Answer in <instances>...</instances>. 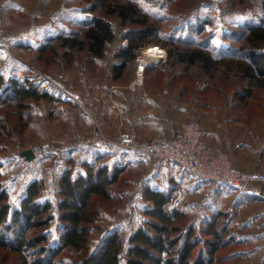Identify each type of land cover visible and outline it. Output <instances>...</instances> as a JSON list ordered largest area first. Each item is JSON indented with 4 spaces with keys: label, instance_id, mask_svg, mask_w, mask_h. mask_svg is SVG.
I'll use <instances>...</instances> for the list:
<instances>
[{
    "label": "rangeland",
    "instance_id": "1",
    "mask_svg": "<svg viewBox=\"0 0 264 264\" xmlns=\"http://www.w3.org/2000/svg\"><path fill=\"white\" fill-rule=\"evenodd\" d=\"M116 1L134 3L139 10L137 15L146 17L148 23L158 29L157 35L136 49L135 57L128 63L133 69L120 78L114 77L112 68L119 61L115 56L118 49L128 45V40L120 34L130 25L128 21L122 22L111 16L116 34L106 44L102 56L92 55L86 47H70L63 45L61 40L52 39L59 34L73 37L74 31L78 30L76 40L81 41L85 22L90 16L102 13L105 5L113 6ZM92 3L98 4V10L86 12V7ZM70 11L73 14L69 16ZM249 23L264 24L263 0H0V72L6 76L11 73L26 76L52 95L51 99H27V107L15 103L0 107V179L9 191L11 201L15 202L23 186L33 179H43V187L49 188L53 177L62 169L78 170L77 162L93 159L96 147L101 149L106 137L115 139L111 142L116 145L115 141L123 132L119 130L121 126H110L112 132H104L103 124L96 115L92 116V92L89 90L95 87L99 94L106 85L107 98L115 108L114 91L118 88L114 85L132 87L130 83L137 78L139 57L149 46L164 48L166 57L162 63L146 67L141 83L146 76L152 75L148 72L149 67L161 66L173 69V73L182 72L175 85L178 94L183 83L189 85L186 93L193 98L209 85L207 100L222 103L227 113L233 114V127L239 130L234 143L244 142L240 156H245V165L252 169L256 161L255 169L264 171V156L260 154L264 146V87L250 85L248 79L239 78L236 62H244V59L236 49L242 42L231 37L233 31L242 30V26ZM45 42L49 46L40 51L39 45ZM191 49H200L208 55L216 68L205 72L197 60L188 65L175 61L177 51ZM167 77L170 80L171 76ZM246 89L250 92L244 99L246 102L237 107L230 105V101L235 103L238 94ZM226 115L225 112L222 117ZM184 117L189 119L186 123H207L195 111L185 112ZM28 148L35 153L30 160L21 155ZM87 148L92 149L91 154H87ZM126 157H123L124 162ZM140 158L126 163V169L111 188L109 199L93 201V210L98 212L88 230L91 247L115 226L133 230L142 216L143 207L149 203L145 189L148 186L154 188L156 184L160 186L157 189H161L165 184L150 179L152 169L156 170V159ZM167 187L173 186L168 184ZM221 192L217 183L197 188L191 185L176 187L170 204L185 213L187 218L181 220L184 226L192 223L198 227L200 222L204 224L214 215L216 199ZM47 194L49 192L44 191V196ZM79 254L74 248H65L55 257L54 264H71ZM25 259L24 253H0V264L20 263ZM27 259L29 261L30 257Z\"/></svg>",
    "mask_w": 264,
    "mask_h": 264
},
{
    "label": "trees",
    "instance_id": "2",
    "mask_svg": "<svg viewBox=\"0 0 264 264\" xmlns=\"http://www.w3.org/2000/svg\"><path fill=\"white\" fill-rule=\"evenodd\" d=\"M98 8L97 3H92L85 11L90 13ZM138 11L130 1H116L113 6L105 5L102 13L90 16L85 22L81 41L76 40L78 30L74 31L73 37L59 34L52 39L61 40L63 45L70 47H86L92 55L102 56L106 44L116 34L111 16L122 22L128 21L130 25L120 31L128 45L118 49L115 56L119 61L112 68L114 77L120 78L133 69L128 67V63L135 57L136 49L157 35V27L149 24L146 17H139ZM242 28L231 33L234 40L242 42L236 51L244 59V62H236L235 70L239 78L248 79L250 85L264 87V24L249 23ZM202 45L207 47L204 43ZM48 46L49 43L45 42L38 49L43 51ZM196 60L205 72L216 68L200 49L177 51L175 56V61L186 65ZM148 72L153 73L157 81L170 75V83L174 87L182 75V72L173 73V69L161 66H151ZM147 79L146 76L144 80ZM181 86V93H186L189 85L183 83ZM208 88L211 87L208 85L196 95L207 107L212 106L207 100ZM248 89L238 94L234 106L246 102L244 99L250 94ZM42 98L51 99L52 95L28 77H18L14 73L6 76L0 72V107L9 103L27 107V99ZM116 148L97 151L93 159L78 161L79 168L75 172L69 168L62 169L53 177L49 188L47 185L43 187V179L29 181L15 202L9 198V191L0 179V253L25 254L23 262L13 264H54L55 257L65 248H74L80 253L71 264H231L235 253L232 251V235L227 228L229 219L225 214L215 212L211 219L204 224L200 222L198 227L192 223L184 226L181 220L186 217L185 213L170 204L174 186L162 190L148 186L144 195L149 203L143 207L137 226L133 230L115 226L95 246H90L88 230L98 212L93 210V201L109 199L111 188L126 169V163L141 157ZM124 156H127L126 162ZM44 191L49 194L44 196Z\"/></svg>",
    "mask_w": 264,
    "mask_h": 264
},
{
    "label": "crops",
    "instance_id": "3",
    "mask_svg": "<svg viewBox=\"0 0 264 264\" xmlns=\"http://www.w3.org/2000/svg\"><path fill=\"white\" fill-rule=\"evenodd\" d=\"M154 78L152 75L148 76L143 83H135L133 88L127 85L121 88V85L119 87L114 85L118 88L114 91L117 98L115 108L107 98L106 85L102 86L99 94L95 92V87L89 90L92 92V99H90L93 107L92 116L96 115L99 122L103 124L105 133L112 132V129L108 127L118 125L121 126L120 132H128L138 143L152 145L160 139H168L174 133L181 131L189 120L184 117L185 112L195 111L200 118L207 121V123L200 122V128L203 140L211 148L225 153L234 168L258 171L255 169L258 165L256 161L252 169H249L251 167L249 165L247 167L243 161L245 156H240L242 153L240 147L244 142L238 145L234 143V137H238L239 130L233 127V114L227 113L222 103L213 102L212 106H204L199 98H193L191 94H178L176 87L171 85L167 76L160 81ZM230 102V105L235 104L233 101ZM225 112L227 115L222 117ZM106 138L102 150L95 145L98 146L95 153L109 151L110 148L117 149L118 146L111 142L115 139ZM87 150V154L92 153L91 148ZM254 152L256 150L252 153ZM260 154L264 156V146ZM157 165H154L156 170L152 169L150 179L153 178L161 184L165 183L161 186V190L167 188L168 184L175 188L190 187V185L197 188L208 183H217L218 189L223 190L224 193H219L214 212L225 214L229 219L228 229L232 235L231 245L235 253L231 264H264V185L250 183L245 187L230 188L229 185L199 179L171 163L164 165L157 163ZM156 185L154 188L160 187Z\"/></svg>",
    "mask_w": 264,
    "mask_h": 264
},
{
    "label": "built area",
    "instance_id": "4",
    "mask_svg": "<svg viewBox=\"0 0 264 264\" xmlns=\"http://www.w3.org/2000/svg\"><path fill=\"white\" fill-rule=\"evenodd\" d=\"M154 47L159 50L157 53L160 54V59L150 64H160L165 60L166 51L162 47ZM138 64L137 78L130 83L132 88L135 83L142 82L143 75L138 72L141 65L140 57ZM115 143L118 147L135 155L155 158L160 165L174 164L202 180L234 187H245L250 183L264 185V172L234 168L225 153L215 151L203 140L202 130L196 122L186 123L181 131L174 133L168 139H160L152 145L138 143L127 132H121Z\"/></svg>",
    "mask_w": 264,
    "mask_h": 264
},
{
    "label": "bare ground",
    "instance_id": "5",
    "mask_svg": "<svg viewBox=\"0 0 264 264\" xmlns=\"http://www.w3.org/2000/svg\"><path fill=\"white\" fill-rule=\"evenodd\" d=\"M158 49H155L154 46L147 47L143 53L140 55V67L138 68L139 74H144V70L146 66L150 63L156 62L158 59H160V54ZM138 64V63H137Z\"/></svg>",
    "mask_w": 264,
    "mask_h": 264
},
{
    "label": "water",
    "instance_id": "6",
    "mask_svg": "<svg viewBox=\"0 0 264 264\" xmlns=\"http://www.w3.org/2000/svg\"><path fill=\"white\" fill-rule=\"evenodd\" d=\"M21 155H23L27 160H30L35 157L34 150L31 148L23 150L21 152Z\"/></svg>",
    "mask_w": 264,
    "mask_h": 264
}]
</instances>
